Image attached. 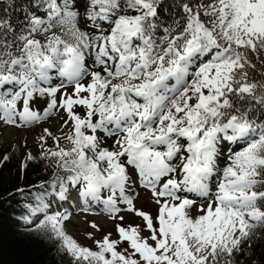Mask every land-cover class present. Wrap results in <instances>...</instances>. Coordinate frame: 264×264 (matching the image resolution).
<instances>
[{
    "label": "snow or ice",
    "instance_id": "snow-or-ice-1",
    "mask_svg": "<svg viewBox=\"0 0 264 264\" xmlns=\"http://www.w3.org/2000/svg\"><path fill=\"white\" fill-rule=\"evenodd\" d=\"M42 124L22 219L66 264H243L264 240V0H0V138ZM77 214L112 227L82 243Z\"/></svg>",
    "mask_w": 264,
    "mask_h": 264
},
{
    "label": "trees",
    "instance_id": "trees-1",
    "mask_svg": "<svg viewBox=\"0 0 264 264\" xmlns=\"http://www.w3.org/2000/svg\"><path fill=\"white\" fill-rule=\"evenodd\" d=\"M165 2L167 3L168 0ZM17 14L16 11L12 13L13 16ZM45 163V161L31 162L27 175L23 178L20 165L18 168L11 167L6 181L2 180L0 175V237L7 241L8 251L4 256L7 264H66V258L62 257L50 242L41 241L34 231L29 232L31 225L26 224L22 219L27 214L26 204L33 201L36 195V190L31 186L38 185L48 176ZM17 188H24L25 191L18 192ZM29 236L32 237V241L27 246V250L19 251L13 242ZM251 243L252 248L245 247L243 264H264V240L258 237Z\"/></svg>",
    "mask_w": 264,
    "mask_h": 264
},
{
    "label": "rangeland",
    "instance_id": "rangeland-1",
    "mask_svg": "<svg viewBox=\"0 0 264 264\" xmlns=\"http://www.w3.org/2000/svg\"><path fill=\"white\" fill-rule=\"evenodd\" d=\"M43 127H51L53 131H56V127L52 124H42L31 129H8L4 132L3 138H0V157L3 155H9L11 159L7 161L1 168L2 180L6 181L8 174H10L11 167H19L25 151H31L34 155L38 152V144L36 138L41 134ZM27 141V148L22 149L20 145ZM51 144V141H49ZM10 178V177H8ZM137 206L144 207L145 210L151 207L147 203L144 194H141ZM128 220H132V217H128ZM89 221H95L104 231H108L112 227V222L108 220L106 216L77 214L68 224L69 232L76 237L82 243L91 242L87 240V233L93 231L89 226ZM139 223V220L135 221ZM103 233H98L99 238Z\"/></svg>",
    "mask_w": 264,
    "mask_h": 264
}]
</instances>
